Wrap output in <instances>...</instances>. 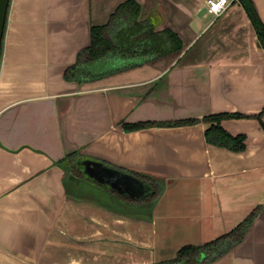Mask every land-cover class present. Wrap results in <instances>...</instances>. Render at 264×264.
I'll return each instance as SVG.
<instances>
[{"label":"crops","instance_id":"obj_1","mask_svg":"<svg viewBox=\"0 0 264 264\" xmlns=\"http://www.w3.org/2000/svg\"><path fill=\"white\" fill-rule=\"evenodd\" d=\"M123 1H8L0 264L158 263L233 230L252 211L240 240L208 264H264V114L255 116L264 108V50L244 8L229 0L214 16L206 0H136L139 19L175 30L182 50L146 61L109 56L92 65L95 78L66 80L90 27L106 23ZM251 1L264 24V0ZM146 4L151 10L141 15ZM217 113L243 115L220 124L246 136L244 150L206 141L210 124L201 119ZM180 119L198 121L123 128ZM84 159L141 175L161 192L150 209L139 208L142 196L118 198L133 211L73 196L69 181L76 188L91 179Z\"/></svg>","mask_w":264,"mask_h":264},{"label":"trees","instance_id":"obj_2","mask_svg":"<svg viewBox=\"0 0 264 264\" xmlns=\"http://www.w3.org/2000/svg\"><path fill=\"white\" fill-rule=\"evenodd\" d=\"M244 8L257 37L258 46L264 50V24L262 23L251 0H238ZM141 12L140 4L136 0H124L119 3L109 15L106 23L92 25L90 27V42L87 47L80 50L75 62L68 66L63 76L66 80L82 81L96 77L92 65L109 56L118 57H140L142 60H151L180 52L183 48V41L179 34L170 27L156 28V24L150 17L139 19ZM264 114V108L255 115L258 119ZM240 113H217L203 116L201 120L210 125L205 129L206 141L210 144L227 148L231 151H242L246 147V136L244 134H232L226 131L220 124L226 117H241ZM198 119H180L173 121H141L132 124H123L127 131L140 129L152 125L175 126L190 124ZM151 191L148 195L142 196V204L139 208L150 209L158 194L161 192L158 183H149ZM155 198H154V197ZM153 197V198H152ZM106 199V198H105ZM150 199V200H149ZM108 208L131 209L134 205L117 199L110 203L100 201ZM129 206V207H128ZM138 208V207H137ZM257 211H252L236 228L224 233L202 245H184L179 248L176 255L166 261L153 264H208L222 254L227 252L242 237L239 230L253 220Z\"/></svg>","mask_w":264,"mask_h":264},{"label":"water","instance_id":"obj_3","mask_svg":"<svg viewBox=\"0 0 264 264\" xmlns=\"http://www.w3.org/2000/svg\"><path fill=\"white\" fill-rule=\"evenodd\" d=\"M9 0H0V48L2 42V36L4 31V25L6 20V12ZM83 168L82 172L93 179L99 189L106 197H108L109 190H113L116 193H124L129 198L141 197L151 191L149 182L144 180L142 176L135 177L131 174V171L122 172L120 169L110 168L105 166L100 161H94L91 159L81 160ZM136 174V173H135ZM107 188V191H105ZM102 204V203H101Z\"/></svg>","mask_w":264,"mask_h":264},{"label":"rangeland","instance_id":"obj_4","mask_svg":"<svg viewBox=\"0 0 264 264\" xmlns=\"http://www.w3.org/2000/svg\"><path fill=\"white\" fill-rule=\"evenodd\" d=\"M150 10H151L150 4L144 5L141 15L148 14ZM69 184H70L69 187L73 186L72 187L73 196H80V197L88 196L89 198L94 199V200H103L106 198L105 194L101 190H97L99 188L97 187L93 179L79 180L76 188H74V179L72 181H69Z\"/></svg>","mask_w":264,"mask_h":264},{"label":"built area","instance_id":"obj_5","mask_svg":"<svg viewBox=\"0 0 264 264\" xmlns=\"http://www.w3.org/2000/svg\"><path fill=\"white\" fill-rule=\"evenodd\" d=\"M229 3V0H206L207 12L218 16L225 10Z\"/></svg>","mask_w":264,"mask_h":264},{"label":"flooded vegetation","instance_id":"obj_6","mask_svg":"<svg viewBox=\"0 0 264 264\" xmlns=\"http://www.w3.org/2000/svg\"><path fill=\"white\" fill-rule=\"evenodd\" d=\"M105 189H106L105 191H107V188H105ZM108 190L110 193H108V197H106V199L102 198L104 201L112 203L115 200H117L118 198H122L123 196H126L124 193H118V192L116 193L115 191L110 190L109 188H108Z\"/></svg>","mask_w":264,"mask_h":264}]
</instances>
